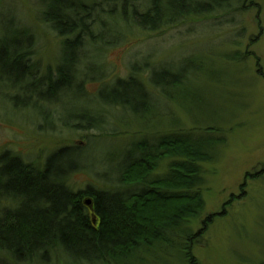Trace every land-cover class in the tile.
I'll return each mask as SVG.
<instances>
[{"label":"rangeland","instance_id":"rangeland-1","mask_svg":"<svg viewBox=\"0 0 264 264\" xmlns=\"http://www.w3.org/2000/svg\"><path fill=\"white\" fill-rule=\"evenodd\" d=\"M38 2L0 0V40L8 33L27 36L30 60L44 78L56 73L62 39L41 22ZM231 8L157 31L122 24L101 55L91 47L84 52L87 94L78 86L54 93L0 69V155L41 169L55 152L72 148L68 188L113 192L124 189L117 181L135 143L170 134L223 138L212 162L201 164L205 208L188 227L195 234L205 224V231L192 255L198 264H264V0H233ZM153 68L183 78L168 90L171 103L151 86ZM134 73L158 103L153 110L136 101L133 114L95 96ZM101 120L99 131L78 127L94 128ZM178 245L162 246L154 259L140 250L125 264H184ZM54 264L62 263L55 258Z\"/></svg>","mask_w":264,"mask_h":264},{"label":"trees","instance_id":"trees-1","mask_svg":"<svg viewBox=\"0 0 264 264\" xmlns=\"http://www.w3.org/2000/svg\"><path fill=\"white\" fill-rule=\"evenodd\" d=\"M232 2L39 0L41 22L62 39L55 75L39 78V67L30 60L29 38L10 33L0 40V69H8L12 76L32 80L54 93L78 86L87 94L84 85L89 79L82 69L84 52L91 47L101 55L122 24L157 31L176 27L190 18L228 14ZM100 79L101 75L97 81ZM182 81L178 74L159 68H153L149 79L167 101L171 100L168 90L177 88ZM104 87L108 88L106 92H100ZM97 94L107 106L133 114L137 111L133 106L136 101L149 110L158 106L135 73L100 87ZM102 123L101 120L94 128L78 127L99 131ZM223 144V138H194L189 134L135 143L117 181L124 189L113 192L92 186L78 192L68 188L66 182L72 169L66 166V155L72 148L55 152L41 169L2 153L0 263L9 260L16 264H54L56 258L62 264H125L140 250H150L148 258L154 259L153 252L160 255L162 246L179 244L184 264H198L190 247L199 242L205 224L203 231L195 234L188 226L200 218L205 208L201 164L211 163L214 151ZM166 160L170 163L165 172L154 174ZM86 201H90L89 206Z\"/></svg>","mask_w":264,"mask_h":264},{"label":"water","instance_id":"water-1","mask_svg":"<svg viewBox=\"0 0 264 264\" xmlns=\"http://www.w3.org/2000/svg\"><path fill=\"white\" fill-rule=\"evenodd\" d=\"M86 205H88V206H89V205H90V201H86Z\"/></svg>","mask_w":264,"mask_h":264}]
</instances>
